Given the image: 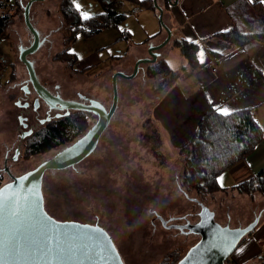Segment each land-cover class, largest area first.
<instances>
[{
  "label": "rangeland",
  "instance_id": "1",
  "mask_svg": "<svg viewBox=\"0 0 264 264\" xmlns=\"http://www.w3.org/2000/svg\"><path fill=\"white\" fill-rule=\"evenodd\" d=\"M27 1L0 0V185L11 180L4 170V159L8 172L21 176L51 158L62 146L27 155L25 149L34 136L19 138L20 108L14 102L23 97L20 85L27 74L19 50L32 40L23 14ZM78 2L93 15L112 8L126 14L127 19L91 35L80 33L79 39L75 37L69 48L76 49L82 58H76L73 63L72 67L78 72L74 73L68 58L56 57L65 47L58 3L34 1L29 7V22L42 34H50L27 60L32 62L41 80L49 78L58 82L63 96L74 98L76 91L87 92L108 108L113 93L112 70L127 76L134 70L136 61L130 60L128 55L132 47H123L126 39L120 37L125 28L134 30L135 36L128 42L132 46V42L137 41L136 35L141 33L132 12L135 5L121 0ZM158 7L162 9L156 6L152 11L159 14ZM165 33L164 30L163 35ZM125 55L129 60L119 58ZM157 60H161L160 57ZM152 68L153 65L142 63L132 78L118 76L116 111L94 151L74 166L45 171L42 178L44 207L48 214L56 220L103 227L124 264H172L195 244L198 238L195 233L165 227L159 217L167 224L183 223L184 215L194 222L201 202L212 210L215 220L245 225L254 216L252 207L258 201L255 193H260L246 197L235 190L218 189L200 196L180 183L184 157L169 145L160 125L149 117L161 80L149 75ZM81 69L84 72H80ZM261 193L264 197V191Z\"/></svg>",
  "mask_w": 264,
  "mask_h": 264
},
{
  "label": "crops",
  "instance_id": "2",
  "mask_svg": "<svg viewBox=\"0 0 264 264\" xmlns=\"http://www.w3.org/2000/svg\"><path fill=\"white\" fill-rule=\"evenodd\" d=\"M156 3L162 6V22L170 30L171 38L155 51L160 59L167 61L175 75L170 86L151 106L149 117L160 125L169 145L178 152L192 137L199 118L212 107L208 97L217 106H227L233 111L251 108L264 132V71L260 70L264 69V41L253 38L236 45L216 35L223 32L222 28L230 31L236 25L241 34L264 30V3L260 0H176L168 5L166 0H156ZM132 12L141 33L136 35L137 41L132 42V46L128 42L135 36L134 30L125 28L120 38L126 39L123 47H132L128 53L130 60L137 61L150 57L149 46L160 44L167 34L163 35L158 12L136 6ZM185 37L197 41L198 50L204 49L205 62L201 64L198 60L196 70L189 69L179 49L173 46L175 38ZM129 56L119 58L127 61ZM214 66L216 70L212 69ZM263 166L264 137L245 158L219 174L223 175V186L219 185L224 190L237 192L232 186L251 178ZM235 191L233 194L249 197ZM255 194L258 201L252 208L257 223L240 241L242 245L246 242V250L242 254L232 252L230 264H264V197L263 193ZM229 225L236 227L230 222Z\"/></svg>",
  "mask_w": 264,
  "mask_h": 264
},
{
  "label": "trees",
  "instance_id": "3",
  "mask_svg": "<svg viewBox=\"0 0 264 264\" xmlns=\"http://www.w3.org/2000/svg\"><path fill=\"white\" fill-rule=\"evenodd\" d=\"M7 1L15 2V0ZM121 1L132 3L140 9H156L152 0ZM171 1L166 0V5ZM57 8L63 21L62 33L65 47L56 57L68 58L72 64L77 57L67 50L77 34L81 33L88 36L104 28L122 23L127 18L124 13L115 11L112 8H105L100 13L92 15L90 20L81 21L78 12L72 6L71 0H60ZM241 32L236 25L230 31L219 32L216 35L236 45H243L253 38L264 41V30L262 28L255 34H241ZM124 33L127 32L124 31ZM172 43L185 58L189 69L196 70L198 68V59L196 58L198 45L181 38H175ZM148 65H153L149 75L161 79L157 87L159 95L156 100H158L163 91L170 86L175 71L165 59L156 60L148 63ZM67 118L71 119L60 121L55 126L44 127L26 147L27 155L40 153L77 137L86 126L84 117L76 112ZM263 137V129L255 120L251 108L234 110L229 116L224 117L216 113L212 107H209L199 118L192 137L178 150V153L184 157L183 175L180 183L189 189L195 190L200 196L223 189L216 183L215 177L229 166L245 158ZM234 188L239 193L248 194L249 197L254 192H263L264 166L251 178L232 186V189ZM174 263L175 261L172 264Z\"/></svg>",
  "mask_w": 264,
  "mask_h": 264
},
{
  "label": "water",
  "instance_id": "4",
  "mask_svg": "<svg viewBox=\"0 0 264 264\" xmlns=\"http://www.w3.org/2000/svg\"><path fill=\"white\" fill-rule=\"evenodd\" d=\"M37 0H28L24 6V20L27 27L34 31L33 26L29 22V7L32 2ZM155 6H158L156 0H152ZM176 2V0H174ZM159 14L158 19L161 26H163L167 35L165 39L158 45H150L148 48V52L150 57L140 58L135 62L134 70L132 74L128 76L121 71H117L112 75V92H113V100L112 105L108 112L104 110L102 105L98 107H93L95 110H99L104 112V118H101L95 127H93L92 131L84 136L82 139L78 140L74 145L65 149L62 154H57L53 158H49L48 160L40 163L34 169L24 173L21 176H12V180L8 183L0 186V189H4L6 185H10V188H7L5 192L2 194L9 198L23 200L27 197H31L32 202L39 203L40 212L42 215L46 216L49 220L48 227L51 228L53 225H59L60 227L56 229V231H63L65 233H78L81 235H87L95 233L99 235V232L104 233L108 238L111 239V236L107 233V231L99 226L98 224H88L81 223L78 221L72 220H56L54 217L48 214L44 207V199L42 192V178L47 170H55L60 168H66L68 166L74 165L75 163L81 161L86 157L94 145L96 144L97 138L104 130L117 101V86H116V78L118 76L132 78L140 64L142 63H152L155 62L158 58V53L155 51L162 46L166 45L171 38V32L167 26L162 22V9L158 7ZM35 32V31H34ZM23 51V50H21ZM20 51V52H21ZM24 54V53H23ZM23 58V57H22ZM25 60V59H24ZM26 65L31 74H33V68L30 62L26 60ZM82 108V106H80ZM19 123L22 127H26L25 123H21L22 118H19ZM32 130H25L21 133L20 139L25 138L29 135ZM18 153V149L15 150V155L13 158H16ZM203 215L204 221L200 223L199 226V240L175 263V264H230V262H226V260L230 257L232 252L225 251L227 247V241L231 239V235L240 229H247L246 232H243L240 241L244 235H246L257 223L258 218H256L252 223L248 224L245 227H241L239 229L230 228L228 225L222 226L214 221V216L211 211L208 210L207 207H204ZM99 230V231H97ZM19 231L22 235H26L31 237L33 240L38 239L36 235V231L34 226H31L26 220H21L19 224ZM103 239V238H101ZM112 241V239H111ZM76 243H79L78 241ZM113 243V241H112ZM114 244V243H113ZM215 245V247H213ZM118 251V250H117ZM120 255V254H119ZM51 261V264H115L112 256L105 257L102 253H98L97 255L92 256L89 259H85L83 256L77 255L76 257L68 258H47ZM120 259L122 260L121 256ZM27 264H47L46 260L41 257H34L31 261H28ZM124 264V263H123Z\"/></svg>",
  "mask_w": 264,
  "mask_h": 264
},
{
  "label": "snow or ice",
  "instance_id": "5",
  "mask_svg": "<svg viewBox=\"0 0 264 264\" xmlns=\"http://www.w3.org/2000/svg\"><path fill=\"white\" fill-rule=\"evenodd\" d=\"M260 2L264 3V0H260ZM72 6L78 12L81 21L91 19L93 14L84 10V6L78 0H72ZM221 31L227 32L229 29L222 28ZM77 38H80L79 34ZM185 39L189 43H197L191 37H185ZM67 51L76 55L77 58H82L74 48H69ZM196 58L201 64L205 62L203 48L196 52ZM260 70L264 71V69ZM208 103L216 113L224 117L229 116L233 111L227 106H217L211 97H208ZM20 122L23 123L22 120ZM215 181L223 186V175L216 176ZM10 187V185H6L4 189H0V264H27L37 256L45 259L47 264H51L47 258H72L79 255L89 259L98 253H102L105 257L112 256L115 264H123L116 246L104 233L81 235L56 231L60 227L59 225L49 228L48 218L41 214L39 203H33L31 197L17 200L2 195ZM21 220H26L31 226H34L38 239L33 240L31 237L21 234L19 231ZM246 231L247 229H240L233 233L231 239L227 241L225 251L242 254L246 250V242L242 245L240 237ZM77 241L79 243H76Z\"/></svg>",
  "mask_w": 264,
  "mask_h": 264
},
{
  "label": "flooded vegetation",
  "instance_id": "6",
  "mask_svg": "<svg viewBox=\"0 0 264 264\" xmlns=\"http://www.w3.org/2000/svg\"><path fill=\"white\" fill-rule=\"evenodd\" d=\"M29 21H30V18H29ZM34 31L30 30L31 35H32V40L30 41L28 46L24 47V49L19 50L20 61L22 62V64H24L26 72H27L26 77L24 79H22L23 82L20 85V92H21L23 97L15 100V102H14L15 106L20 108V112L17 116L18 124H19V126H21V129H22L19 132V138H20V135L23 131L32 130V132L29 135H27V137L30 135H33L34 139H35L37 137V134L40 133L44 127L55 126L60 121H63L65 119H71V118H67V117H69L71 114L76 113V112L80 113V115H82L84 117L86 125H88V123H89V125L85 129V131H83L80 135H78L77 137H75L74 139H72L70 141H64V142L58 144V146H60V145H62V146H61V148H58L56 150L55 154L51 157V158H53L57 154H62L65 149L74 145L78 140L82 139L84 136H86L88 133H90L92 131L93 127L96 126L98 121L101 118H104V112H101L99 110H95V109H93V107H98V106L102 105L104 107V110L106 112H108L111 105H112L113 93H112L111 104L107 108L98 100V98H96L95 96H93L87 92L83 93L81 91H76L74 98H69V97L63 96V94L61 93V90H59L60 84L58 82H53V80H49V78H47V80H41L39 77L36 76L33 66H32L33 74H31L27 68V65H26L27 64L26 63L27 57L29 54L35 53L39 49V47L43 44V42L48 38V35L50 34L49 32L47 34H42L36 28H34ZM21 50H23V51H21ZM23 53L25 54V56ZM68 62L70 63V61H68ZM30 63L32 65V62H30ZM72 65L73 64L71 63V68L74 69V71H76L74 73H78L77 68H75V66L72 67ZM95 66H97V64H95ZM82 67H84V66H82ZM88 67H86V68H88ZM90 68H92V66ZM106 69H109V68H106ZM80 72H84V70L81 69ZM115 72H116V70H112L111 75H113ZM96 79L97 78H93L92 80H96ZM111 80H112V76H111ZM30 95H32L33 97L29 98ZM17 101H19V103H17ZM25 105H27V107H25ZM80 106H82V108H80ZM115 111H116V106H115L104 130L101 132V134L97 138L96 144L94 145L93 149L91 150V152L88 155H90L94 151L95 147L98 144L99 138L101 137V135L104 133V131L107 129L108 125L110 124V121H111L112 117L114 116ZM20 117L22 118L23 123L26 124V127H22V125L19 123ZM86 157H84V158H86ZM3 163L5 164L4 170L8 173V175L10 176V178L12 180V176H14V175L11 172H8L7 169L9 168V166H8L7 161L5 159H4ZM77 163H75V164H77ZM74 165H71V166H74ZM71 166H68V167H71ZM60 169H63V168H60ZM202 205H204V204L201 202L198 204L199 210L196 213L197 220L194 222H191L186 215L183 216V218H184L183 223L174 222V223L167 224L166 220H164L163 218H160V217H159V220L164 224L165 227H177L176 229H178L179 231H181L183 233L184 232L190 233V231L195 233V235L198 236V238H197V241H198L200 238V235L198 233L199 232V226H200V223L201 222L203 223V221H204V217H202V215H203L202 211H204V208ZM204 207H207V206L204 205ZM208 210L212 212V210H210L209 208H208ZM213 216H214V213H213ZM186 219H188V220H186ZM213 219L215 221V217ZM253 221H254V218L251 219L249 222H247V224H245V225H239L238 224V225H236V227H232V228L233 229H239L241 227L247 226L248 224L252 223ZM220 225H222V226L228 225L229 227H231L229 225V222L220 223ZM179 259H180V257H179ZM229 260L230 259L228 258L226 260V262H229Z\"/></svg>",
  "mask_w": 264,
  "mask_h": 264
},
{
  "label": "built area",
  "instance_id": "7",
  "mask_svg": "<svg viewBox=\"0 0 264 264\" xmlns=\"http://www.w3.org/2000/svg\"><path fill=\"white\" fill-rule=\"evenodd\" d=\"M15 6V5H14ZM13 10L15 11V7H13ZM213 70H216V66L212 68Z\"/></svg>",
  "mask_w": 264,
  "mask_h": 264
}]
</instances>
